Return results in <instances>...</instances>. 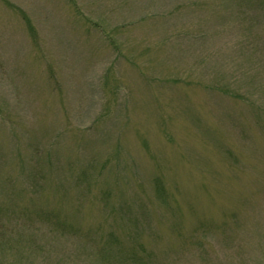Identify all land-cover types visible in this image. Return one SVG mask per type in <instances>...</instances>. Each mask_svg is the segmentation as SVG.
Masks as SVG:
<instances>
[{
  "label": "rangeland",
  "instance_id": "rangeland-1",
  "mask_svg": "<svg viewBox=\"0 0 264 264\" xmlns=\"http://www.w3.org/2000/svg\"><path fill=\"white\" fill-rule=\"evenodd\" d=\"M0 264H264V0H0Z\"/></svg>",
  "mask_w": 264,
  "mask_h": 264
}]
</instances>
